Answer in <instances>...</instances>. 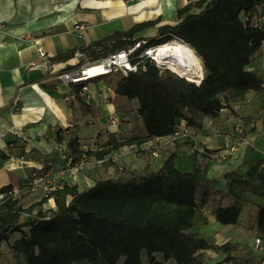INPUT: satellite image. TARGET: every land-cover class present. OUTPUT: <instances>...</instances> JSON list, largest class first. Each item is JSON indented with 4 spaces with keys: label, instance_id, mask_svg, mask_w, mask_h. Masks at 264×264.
I'll return each mask as SVG.
<instances>
[{
    "label": "trees",
    "instance_id": "obj_1",
    "mask_svg": "<svg viewBox=\"0 0 264 264\" xmlns=\"http://www.w3.org/2000/svg\"><path fill=\"white\" fill-rule=\"evenodd\" d=\"M262 6L264 0H198L180 8L176 24L160 26L153 38L137 35L159 25V20L137 24L51 59L53 64H68L79 51L90 61L99 62L141 43L138 57L146 50L181 42L196 52L204 69L200 84L162 70L150 58L137 61L135 72L114 74L113 90L126 103L117 114L124 117L136 112L135 120L143 133L123 140L112 135L100 150L70 142L67 157L73 164L102 160L111 164L113 152L123 147L139 154L146 143L175 135L184 123L201 128L200 117L217 119L250 91L263 92L262 64H256L264 55V20L258 18ZM78 67L69 65L63 73ZM71 86L77 98L86 94L82 84ZM175 159L176 153H172L153 171L124 167L121 176L97 180L83 191L79 184L63 181L62 189L27 208L22 204L26 195L7 198L0 202V243L9 242L14 234L21 235L16 246L24 255L20 264H146L143 255L148 264H204L201 252L208 250H225V257L215 264L234 261L230 249L234 246L216 245L196 231L207 224L200 209L217 196L232 197L234 202L218 206L215 216L222 226H237L247 200L244 191L264 200V159L243 175H227L225 191L213 186L202 166L195 164L191 171H182ZM51 169L45 166L43 172ZM28 182L27 178L19 186L24 189ZM12 188L3 187L0 194ZM50 199L56 209L44 212L42 206ZM258 232L264 235L263 206Z\"/></svg>",
    "mask_w": 264,
    "mask_h": 264
},
{
    "label": "crops",
    "instance_id": "obj_2",
    "mask_svg": "<svg viewBox=\"0 0 264 264\" xmlns=\"http://www.w3.org/2000/svg\"><path fill=\"white\" fill-rule=\"evenodd\" d=\"M195 1L198 0H0V189L20 184L48 164L53 165V171L61 169L64 162L63 143L76 142L80 148L100 150L112 135L123 140L137 134L135 130L139 124L131 117L136 112L125 115L123 119L117 114V109L126 108V103L113 90L115 75L107 76L106 81L101 79L103 77L91 79L87 83L88 92L77 98L72 86L60 80L63 69H68L73 62L56 63L50 71L36 69L33 63L39 59L40 47L54 59L72 50L85 48L115 32L159 20V25L137 35L153 38L160 26L176 24L178 10ZM258 18L264 20V6L259 9ZM76 25H83L84 29L74 31ZM263 62L264 55L256 64ZM134 108L137 110V103ZM241 108L242 105L236 103L223 110L220 115L222 125L230 123L233 127L232 116L242 117L245 123L251 120L256 128L250 135H254L257 142L260 137L258 126L264 131V108L258 111L246 109L243 116ZM114 117L119 119L117 127L110 125V119ZM213 120L200 117L202 126L198 129L186 127L184 123L180 129L182 134L148 142L139 154L131 151L130 147H123L112 155L117 164L123 160L130 170L136 168L132 171L157 170L164 160L152 157L153 153H157L155 146L159 143L174 140L178 155H182L189 150L191 152V146L195 150L203 145L210 149L230 141L228 134L225 135L228 129L225 133L220 131L213 125ZM116 130L121 132L116 134ZM181 151L183 153H179ZM153 164L155 168H152ZM86 182L88 185L95 184L91 178H87ZM78 186L83 191L82 186ZM43 199L38 194H30L22 199V204L27 208ZM42 209L44 212L55 210L54 200L45 202ZM196 231L218 245L215 242L217 237L214 234L212 237L207 229L202 230V225ZM20 238V234H14L9 242L0 243V255L17 252ZM214 252L217 253L213 250L201 252L204 264L222 260L209 262L208 255ZM246 259L241 257L233 262L256 264L258 261L250 263Z\"/></svg>",
    "mask_w": 264,
    "mask_h": 264
},
{
    "label": "rangeland",
    "instance_id": "obj_3",
    "mask_svg": "<svg viewBox=\"0 0 264 264\" xmlns=\"http://www.w3.org/2000/svg\"><path fill=\"white\" fill-rule=\"evenodd\" d=\"M203 66V65H202ZM162 70H168L164 67L161 66ZM172 72V71H171ZM110 77V76H109ZM106 77L101 78L102 80L106 81ZM94 81H92L93 83ZM248 99L251 100L250 103H248ZM239 106L242 105L241 108V115L243 116L245 114L246 109H252L253 111H258L261 108H264V91L260 93H256L254 91H250L246 98L242 100L240 103H238ZM235 107V106H234ZM120 116V115H119ZM132 120L135 121V119H138L137 116H131ZM136 117V118H135ZM121 119H123L122 116H120ZM262 118V117H261ZM264 118V115H263ZM222 117H219L218 119L213 120L214 123L213 125L217 127L220 131H224L228 129L227 133L225 135L229 134L232 132V126L231 124L227 123V127L222 125L221 121ZM111 125V124H110ZM112 126V125H111ZM115 127V126H112ZM258 133L259 134V139L257 142H255V137L254 135H250L251 141L255 143V148L254 149H245L241 148L237 154L234 156H231L228 159H221L217 158L215 156H206L200 151L192 149L193 146H191V152L190 150L183 153L182 151L179 153H183L182 155H178V150L177 143H175L174 140H170L169 142H164V143H159L155 149V151L158 153L157 156H154L153 154V159H159L163 160L167 157V155L171 153H176V159H175V164L176 166L182 170V171H191L193 169V166L195 164H198L204 168L206 171V174L209 179L212 180L213 186L218 189V190H226V181L227 175H243L244 173L247 172V170L250 168L251 165L256 163L257 161L264 159V156L260 152L264 149V131L262 130V127L259 125L258 126ZM118 133V130L115 131ZM137 134H142V127L139 125L137 126V129L135 130ZM182 134L181 131L179 130L177 134L173 136H178ZM261 134H263L261 136ZM223 142V141H222ZM233 143V139H230V141L225 142L222 146H213L212 148V153H217L221 149H230ZM203 147H207L206 145H203ZM131 151H134V149H130ZM259 150V151H258ZM125 153V152H124ZM123 160H120V164H117L114 160L111 164H103L99 165L96 164L95 162H90L87 167L81 172L79 176V182L77 184L81 185L83 190H88L94 184L88 185L87 183V178H91L95 181L97 180H102V179H107V178H117L122 175L123 173V168L127 167V164H123ZM129 163V160H128ZM132 162H130L131 164ZM119 166V168H118ZM155 168L154 164L153 167ZM132 169V168H131ZM132 170H136V168H133ZM35 172V171H34ZM33 172V173H34ZM145 172V171H144ZM33 173L29 176L31 177ZM19 185V184H18ZM15 185V186H18ZM31 194H38L40 197H44V192L41 190V188L37 189L36 193H31ZM24 195H30L29 193L25 192ZM244 197L247 199L246 203L244 204L243 211H242V216L239 220V224L235 227L232 226H222L220 225L215 216V209L218 206H223V207H228L234 202V198H225L222 199L220 196H217L215 199L210 201L204 208H201L200 211L203 215V217L206 218L207 224L202 225V230H208L210 235L213 234L214 236L217 237L216 243L219 245H225L229 244L230 241H238L236 244H231L232 246L236 247V249H231V255L235 259H240L241 257H247L246 261L250 262L251 261H257L259 258H261L260 254L257 252H253L251 248V244L253 243L254 239L259 236L258 232V215H259V209L260 206L264 207V200L255 197L250 194L249 191H244L243 193ZM220 245V246H221ZM18 253L15 251L12 253L8 254H1L0 255V264H20L22 261V258H24V255H21V249H17ZM3 251H1L2 253ZM225 250H219L217 253H211L209 254V262H212L214 259H223L225 257L224 254ZM262 254V252H260ZM9 256V257H8ZM212 258V259H210ZM21 259V260H20ZM143 260L146 264H148V260L146 259V256L143 255ZM245 260V259H244ZM157 261H160V257L157 256ZM208 261V258H207ZM216 261V260H215ZM254 263V262H252ZM171 264V263H169ZM227 264H235L233 261L229 262ZM249 264V263H248Z\"/></svg>",
    "mask_w": 264,
    "mask_h": 264
},
{
    "label": "built area",
    "instance_id": "obj_4",
    "mask_svg": "<svg viewBox=\"0 0 264 264\" xmlns=\"http://www.w3.org/2000/svg\"><path fill=\"white\" fill-rule=\"evenodd\" d=\"M83 29V25H76L74 27V31H81ZM140 48L141 43H137L134 47L128 50L121 51L119 53L111 54L101 59L99 62H92L84 54L77 51V53L75 54V58L71 62H73L72 65H79V67L73 71L62 73L60 75V80L67 85L82 84L83 92L87 93V83L91 79L118 73L127 75L130 72L137 71L139 63L137 61H141L146 58L154 60L153 55H150L152 49L146 50L143 54L136 57V52ZM38 51L39 59L38 61L33 63V67L42 71L53 70L56 65L52 63V60L47 55L46 51L42 47H40ZM156 64L161 67L157 62ZM99 67L103 69V71H101L100 73L94 74L93 77L85 75L86 69H97ZM261 68L262 73L264 74V62L262 63ZM249 71H255V69L250 68ZM232 118L234 120V124L232 127V132L229 134V138L233 139V143L231 147H229L230 149H221L217 153H212V149L202 147L199 148L198 151L206 156H215L217 158L225 160L237 154L241 148L256 150L255 143L252 142L250 138V132H253V129L256 128L255 123L251 121H249V123H245L243 119L237 116H232ZM110 124L117 127L119 125V119H116L115 117L111 118ZM248 127H251V130H248ZM263 134H261V136ZM61 147L65 148L64 150H62L65 161L62 169H58L56 171H53V169H51V171L49 172H43V169L35 171L31 177H28L29 182L26 184V187L24 189H22V187L19 185L13 186L12 190L8 193L0 194V202L5 201L7 198L13 197L16 199L18 197H22V195L27 191H29L30 193H36L38 188H41V190L44 192V197H47L53 191L62 189L64 186L63 181L77 183L81 172L87 167L88 164L84 161L73 164L72 160L67 157V144L63 143ZM260 152L264 156V149L262 151L260 150ZM153 155L157 156V153H153ZM113 160L116 161L114 156ZM104 162L105 160H102L98 161L96 164L103 165ZM48 166L53 167L52 164H48ZM251 248L253 252H258L261 256L256 264H264V235L257 236L251 244ZM260 252H262V254Z\"/></svg>",
    "mask_w": 264,
    "mask_h": 264
},
{
    "label": "bare ground",
    "instance_id": "obj_5",
    "mask_svg": "<svg viewBox=\"0 0 264 264\" xmlns=\"http://www.w3.org/2000/svg\"><path fill=\"white\" fill-rule=\"evenodd\" d=\"M150 55L162 67L187 79L200 84L204 79V69L196 52L188 45L181 42H172L152 49ZM103 69H86L85 75L93 77Z\"/></svg>",
    "mask_w": 264,
    "mask_h": 264
},
{
    "label": "water",
    "instance_id": "obj_6",
    "mask_svg": "<svg viewBox=\"0 0 264 264\" xmlns=\"http://www.w3.org/2000/svg\"><path fill=\"white\" fill-rule=\"evenodd\" d=\"M202 82V81H201ZM193 83V82H192Z\"/></svg>",
    "mask_w": 264,
    "mask_h": 264
}]
</instances>
